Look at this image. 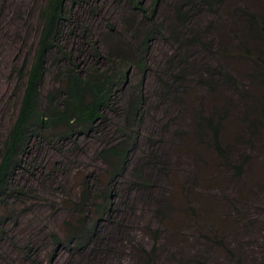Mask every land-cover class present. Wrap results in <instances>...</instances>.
Returning <instances> with one entry per match:
<instances>
[{
    "label": "rangeland",
    "instance_id": "obj_1",
    "mask_svg": "<svg viewBox=\"0 0 264 264\" xmlns=\"http://www.w3.org/2000/svg\"><path fill=\"white\" fill-rule=\"evenodd\" d=\"M43 1L0 0V140L19 106L18 66L32 57ZM153 1L142 0L144 6L154 8L157 21L171 22L179 1ZM241 1L263 13L264 0H225L211 7L200 4L189 12L188 21L201 31L202 44L171 42L169 33L152 39L139 137L125 173L115 183L111 217L103 221L91 246L76 250L72 245H55L52 233H62L63 222L73 217L70 205L85 177L99 172L97 150L109 140L103 129L110 131L119 122V103L106 109V124L76 137V142L40 139L31 144L30 164L17 177L24 194L7 207L13 217L4 225L0 264H46L50 258L52 264H264V132L251 145H233L239 127L233 123H240L235 120L241 119L242 104L222 81L209 86L222 67L230 69L239 83L247 84L250 99L246 103L256 101L253 96L263 92L258 80L250 78L247 61L221 53L224 44L234 42L228 31L233 7ZM125 10L119 0L76 1L68 9L69 18L79 27L67 35V46L74 55L80 54L81 66L93 60L87 54L90 48L81 45L82 32H91L103 47V34L112 23L127 39L122 24ZM177 54L184 57L180 63L175 61ZM179 67L184 68V83L174 96L164 90L161 81L170 80L166 71ZM53 71L48 64L43 90L52 85ZM220 95L231 97L234 104V112L224 121L221 141L233 145L231 160L243 152L249 154L241 175L215 151L210 132L196 135L190 120L192 111L211 108ZM134 166L141 168L142 184L130 175ZM154 245L157 249L150 262L142 261L140 247Z\"/></svg>",
    "mask_w": 264,
    "mask_h": 264
},
{
    "label": "trees",
    "instance_id": "obj_2",
    "mask_svg": "<svg viewBox=\"0 0 264 264\" xmlns=\"http://www.w3.org/2000/svg\"><path fill=\"white\" fill-rule=\"evenodd\" d=\"M76 1L82 0H44L41 3L32 57L24 58L18 66L19 80L22 82L20 102L15 118L0 140V240L5 234L4 225L13 217L6 212L7 207L13 199L24 194L17 177L30 164L31 144L40 139L49 143L67 139L76 142V137L89 135L99 124H106V109H113L119 103V122L110 131L103 129L104 136L109 135V140L97 150L101 161L99 172L85 177L70 205L73 217L63 222L62 233H52L55 245H72L76 250L95 242L101 224L111 217L115 183L125 173L129 156L139 137V125L147 100L143 83L149 70L148 52L152 39L169 33L168 41L202 44L199 28L189 25V12L200 4L211 7L213 4H223L225 0H178L171 22L157 21L154 8L144 6L142 0H119L127 7L122 17L124 29L128 31L127 39L114 24L108 23L103 34L106 43L100 47L93 34L84 30L80 37L81 45L90 48V53H86L93 58L87 66H81L80 54L74 55L67 46V35H72L79 27L75 20L69 18L68 12ZM250 7L241 1L232 8V26L228 32L234 42L224 44L221 53L225 58L247 61L250 78L258 80L263 92L257 97L253 96L256 101L246 103L250 99L247 84L239 83L237 76L228 68L217 69L214 73L217 76L212 77L209 83V86L215 87L222 81L227 90L233 93V98H238L242 104L241 119L235 120L240 123H233L239 125L235 129L233 145H251L264 132V10L261 13ZM80 53H83L82 49ZM183 58L177 54L175 61L180 63ZM173 60H170V64ZM48 64L54 67L53 83L43 90ZM134 71L135 77L132 78ZM183 72L184 68L181 67L166 71L170 80H162L161 84L167 93L172 92L175 96L179 92L184 83ZM217 100L218 104L211 108L192 111L190 120L196 135L205 130L210 132L215 151L226 166H231L241 175L249 154L243 152L231 160L233 145L224 144L220 138L224 121L234 112L233 99L220 95ZM112 133L118 134L116 139L110 137ZM130 175L139 184L143 183L139 166L131 167ZM154 233L157 235L158 230L155 229ZM219 241L221 244L222 240ZM140 249L144 254L141 260L147 263L157 247ZM46 264H52V258Z\"/></svg>",
    "mask_w": 264,
    "mask_h": 264
},
{
    "label": "bare ground",
    "instance_id": "obj_3",
    "mask_svg": "<svg viewBox=\"0 0 264 264\" xmlns=\"http://www.w3.org/2000/svg\"><path fill=\"white\" fill-rule=\"evenodd\" d=\"M73 173H74V171H73Z\"/></svg>",
    "mask_w": 264,
    "mask_h": 264
}]
</instances>
